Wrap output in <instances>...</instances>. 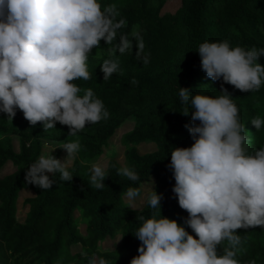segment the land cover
Returning <instances> with one entry per match:
<instances>
[{
  "label": "trees",
  "instance_id": "obj_1",
  "mask_svg": "<svg viewBox=\"0 0 264 264\" xmlns=\"http://www.w3.org/2000/svg\"><path fill=\"white\" fill-rule=\"evenodd\" d=\"M166 1L0 0V264H264V0Z\"/></svg>",
  "mask_w": 264,
  "mask_h": 264
},
{
  "label": "rangeland",
  "instance_id": "obj_2",
  "mask_svg": "<svg viewBox=\"0 0 264 264\" xmlns=\"http://www.w3.org/2000/svg\"><path fill=\"white\" fill-rule=\"evenodd\" d=\"M181 0H167L163 8V12H175L180 7ZM134 127L132 121H127L122 125L116 133L110 138L108 145L104 148V152L101 157H99L95 162L92 163V174L93 177H99L107 168L108 162L110 160H115L122 168L126 166V159L124 156L126 145L123 143V136L131 131ZM12 143L15 151H18L19 148V138L18 136L13 135ZM59 145L58 142L45 138L42 140V156L41 160L43 162V169L48 173H51V163L50 155L54 153L56 147ZM136 149L139 154L144 155L151 153L156 150V145L153 142L142 143L136 146ZM75 155L70 150L64 149L60 156V164L63 168H69L72 166ZM13 167L11 164L7 165L1 172V176L12 173ZM153 183L152 181L144 182L142 184V193L137 197H132L126 195L123 197L126 205L132 209H141L145 204L147 194L152 190ZM35 197L34 193L29 190H22L19 193L17 200V219L23 221L28 212V205L24 202L28 198ZM78 227L81 234H86V223L77 215ZM121 241L120 234L116 235L114 238H107L104 242L100 244V249L102 251H113ZM80 246H73L72 251H80Z\"/></svg>",
  "mask_w": 264,
  "mask_h": 264
}]
</instances>
